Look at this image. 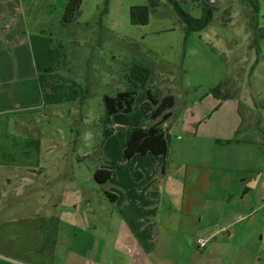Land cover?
Instances as JSON below:
<instances>
[{
  "label": "crops",
  "instance_id": "crops-1",
  "mask_svg": "<svg viewBox=\"0 0 264 264\" xmlns=\"http://www.w3.org/2000/svg\"><path fill=\"white\" fill-rule=\"evenodd\" d=\"M51 17L34 0H0V264H264V76L255 96L206 94L199 112L219 104L213 121L164 122L166 157L59 167L41 136L26 132L43 110L58 116L59 86L47 79L62 58L39 28ZM153 123L129 126L124 148L131 128ZM105 147L84 156L110 159ZM102 170L111 174L101 184L94 173Z\"/></svg>",
  "mask_w": 264,
  "mask_h": 264
},
{
  "label": "rangeland",
  "instance_id": "rangeland-1",
  "mask_svg": "<svg viewBox=\"0 0 264 264\" xmlns=\"http://www.w3.org/2000/svg\"><path fill=\"white\" fill-rule=\"evenodd\" d=\"M34 1L39 9L50 8L52 12L50 20L40 25V33L51 38L49 47L55 52L50 54L56 53L62 60L57 63V77L47 79L59 86L54 91L58 116L45 109L41 121H30L26 132L41 136L43 148L54 153L50 161L59 167L128 163L123 154L124 132L133 124L152 121L140 108L145 89L158 98L170 93L177 97L172 121H210L219 104L209 112H199L210 86L227 76L231 91L239 88L236 97H248L255 96L263 84L259 75L264 76V61L258 65L260 56L248 75L256 55L250 50L253 14L246 0H209L215 8L211 23L186 36L179 17L164 0L146 25H132L129 20V8L144 5L146 0H82L79 15L66 25L61 17L67 0ZM201 1L178 0L193 16H200ZM257 5L256 23L264 28V3L257 0ZM139 64L151 70L148 83L137 92L132 111L118 113V118L110 121L107 128L111 132L105 136L103 96L126 90L130 71ZM181 87L186 89L184 95ZM256 118V114L248 115L245 121ZM17 124L15 121L12 127L15 132ZM105 140V154L110 159L84 156L92 145H102Z\"/></svg>",
  "mask_w": 264,
  "mask_h": 264
},
{
  "label": "trees",
  "instance_id": "trees-1",
  "mask_svg": "<svg viewBox=\"0 0 264 264\" xmlns=\"http://www.w3.org/2000/svg\"><path fill=\"white\" fill-rule=\"evenodd\" d=\"M169 4L176 15L179 17L180 22L183 25L185 36L192 32H199L204 30L212 21L215 8L212 6L209 0H202L200 2L201 15L196 18L189 12L185 11L179 4L178 0H164ZM252 7L253 22L251 26L252 30V42L250 48L255 49L256 58L254 63L249 67L248 75H250L254 65L258 62L260 53L261 40H264V28L257 25V12L258 5L257 0H246ZM161 0H146L144 5H134L129 8V20L132 25H146L149 22L150 14L156 7L159 6ZM82 0H67L61 22L66 25L72 23L80 13ZM106 11V7L104 12ZM151 70L147 66L135 65L130 71L128 77L129 86L124 91H119L114 95H104L103 103L105 115L103 117V124L106 126L104 135H108L111 130L107 128L110 124V118L114 114L124 113L128 114L132 111L134 100L137 92L141 89H145L148 83ZM239 92V88L231 91L230 83L225 78L217 85L211 87L208 94L219 102L231 99L235 97ZM146 100L141 104V111L150 116V119L154 123L149 127H134L130 129L129 137L124 148V156L129 159L135 154L152 153L155 155H162L166 157L169 150V134L162 128V124L168 121L172 116L171 109L175 104V98L172 94H167L162 98H158L150 89H145ZM264 106V103L261 105ZM255 107L257 104L255 103ZM242 110V105L239 104V111ZM241 132V128L237 129L235 135L237 136ZM164 169V168H163ZM102 173L103 176H98ZM111 172L107 170L95 171L94 178L98 183H105ZM138 174V175H137ZM134 178L138 180L141 178L139 172H133ZM112 199V195L107 194Z\"/></svg>",
  "mask_w": 264,
  "mask_h": 264
},
{
  "label": "built area",
  "instance_id": "built-area-1",
  "mask_svg": "<svg viewBox=\"0 0 264 264\" xmlns=\"http://www.w3.org/2000/svg\"><path fill=\"white\" fill-rule=\"evenodd\" d=\"M195 245L197 248L203 249L206 246V240L201 239V238H197L195 240Z\"/></svg>",
  "mask_w": 264,
  "mask_h": 264
}]
</instances>
